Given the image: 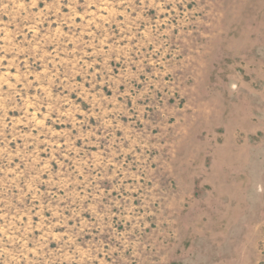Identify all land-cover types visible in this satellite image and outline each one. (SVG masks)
<instances>
[{"label":"rangeland","instance_id":"rangeland-1","mask_svg":"<svg viewBox=\"0 0 264 264\" xmlns=\"http://www.w3.org/2000/svg\"><path fill=\"white\" fill-rule=\"evenodd\" d=\"M0 264H264V0H0Z\"/></svg>","mask_w":264,"mask_h":264}]
</instances>
